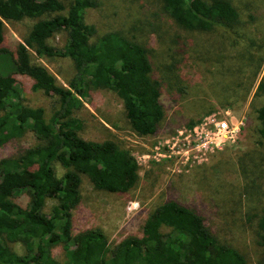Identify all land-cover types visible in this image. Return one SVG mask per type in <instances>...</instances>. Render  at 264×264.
<instances>
[{"label":"trees","instance_id":"16d2710c","mask_svg":"<svg viewBox=\"0 0 264 264\" xmlns=\"http://www.w3.org/2000/svg\"><path fill=\"white\" fill-rule=\"evenodd\" d=\"M162 11L186 32H210L238 23L228 0H159ZM96 0H0V55L7 54L3 22L32 21L11 53L13 73L0 76V147L31 133L35 143L14 157L0 159V264H247L245 257L221 242L194 210L163 202L145 217L139 236L109 246L104 233L90 228L71 233V214L80 200L85 177L94 190L127 194L139 180L129 151L110 140L91 142L78 136L81 122L73 111L89 92L104 90L121 102L130 130L151 137L161 122L159 84L151 78L148 51L119 32L95 37L85 22ZM64 33L61 49L48 41ZM66 58L72 75L65 86L32 60ZM16 76L31 80V91L54 97L57 108L45 117L42 108L22 104ZM256 92H264L262 79ZM256 95V94H255ZM257 134L264 143V101L254 110ZM194 121L187 127L191 128ZM55 165L62 169L56 175ZM24 194L26 203L14 199ZM46 200L54 201L48 214ZM255 245L264 256V208L252 215ZM19 244L22 254L12 246ZM60 246L63 261L51 256ZM259 264H264V258Z\"/></svg>","mask_w":264,"mask_h":264},{"label":"rangeland","instance_id":"374dc122","mask_svg":"<svg viewBox=\"0 0 264 264\" xmlns=\"http://www.w3.org/2000/svg\"><path fill=\"white\" fill-rule=\"evenodd\" d=\"M98 5L85 14L95 28V37L119 32L147 51L151 78L159 84L163 117L151 137L136 136L124 117L120 100L111 92H89L82 106L73 111L80 120L78 136L85 141H113L130 152L138 165L139 180L127 194L94 190L82 177L80 200L71 214V233L100 229L109 246L126 236H139L148 213L157 205L174 201L194 210L223 243L233 247L247 264L264 258L255 245L252 215L264 208V143L257 134L254 110L264 101L256 92L264 79V0H228L236 9L238 23L206 33L186 32L176 27L162 11L159 0H96ZM30 20L3 22L7 54L0 55V76L11 75V53L21 43ZM64 33L48 43L61 49ZM32 60L43 66L57 84L65 86L72 75L66 58ZM31 80L16 76L15 87L23 105L42 108L45 117L57 108L54 97L31 91ZM256 94V95H255ZM228 112L241 124L233 143L213 150L199 162H187L169 154L177 132L191 130L209 116ZM194 121L191 128L188 122ZM184 136V135H183ZM31 133L0 147V159L14 157L34 145ZM182 154V153H180ZM57 176L62 169L55 165ZM24 205V194L14 199ZM54 201L46 200L48 214ZM12 249L22 254V247ZM60 246L51 249L58 263Z\"/></svg>","mask_w":264,"mask_h":264},{"label":"built area","instance_id":"2783aa9c","mask_svg":"<svg viewBox=\"0 0 264 264\" xmlns=\"http://www.w3.org/2000/svg\"><path fill=\"white\" fill-rule=\"evenodd\" d=\"M240 123L228 112H223L222 117L209 116L186 134L177 132V137L166 147L169 154L187 162H199L202 157L213 150H221L226 144L233 143L239 132ZM184 135V136H183ZM182 153V154H180Z\"/></svg>","mask_w":264,"mask_h":264}]
</instances>
